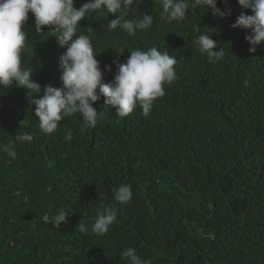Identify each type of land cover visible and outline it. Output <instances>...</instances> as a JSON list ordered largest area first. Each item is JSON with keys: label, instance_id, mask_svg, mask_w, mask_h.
Listing matches in <instances>:
<instances>
[{"label": "trees", "instance_id": "obj_1", "mask_svg": "<svg viewBox=\"0 0 264 264\" xmlns=\"http://www.w3.org/2000/svg\"><path fill=\"white\" fill-rule=\"evenodd\" d=\"M217 7L230 15L200 8L167 23L157 0H140L126 18L149 14L153 25L134 36L109 31L116 15L106 10L80 21L77 35L91 37L103 83L129 49L155 46L176 58L177 79L147 116L137 106L119 118L101 97L95 128L76 114L45 134L27 90L0 88V264H127L128 247L152 264H264V42L251 53L250 30L232 28L250 9L237 0ZM26 32L22 64L40 95L48 85L63 88L66 49L50 28ZM202 32L212 33L213 51L224 49L219 61L194 46ZM22 132L33 139L16 144L13 160L4 147ZM120 184L131 186L127 204L113 199ZM103 206L117 210L105 235L76 229L79 221L90 229ZM60 209L72 215L56 228L49 220Z\"/></svg>", "mask_w": 264, "mask_h": 264}, {"label": "clouds", "instance_id": "obj_2", "mask_svg": "<svg viewBox=\"0 0 264 264\" xmlns=\"http://www.w3.org/2000/svg\"><path fill=\"white\" fill-rule=\"evenodd\" d=\"M161 11V20L171 23L184 20L190 10L209 9L212 14L224 18L230 11H221L217 0H157ZM227 4V0H224ZM140 0H81L76 7L74 0H0V88H9L13 84L27 90L29 104L39 121V130L45 134L54 133L62 120L80 114L86 128H95L98 112L93 105L104 97V103L115 109V115L125 118L139 106L147 116L154 102L165 95L164 85L177 79L175 65L177 60L167 51L157 47L148 50L136 48L130 51L129 57H124L117 65L114 78L103 83L104 72L96 59L89 35H77L80 21L94 12L106 10L115 14L116 18L107 23L109 31L117 29L129 36L139 31L152 28L153 16L143 14L133 20L126 18L133 6ZM241 9H250L251 15L241 11L232 28L248 29L245 36L249 43V52L255 53L257 46L264 42V0H237ZM29 12L32 16L28 17ZM28 23H32L31 26ZM36 32L47 30L54 33L52 37L66 51L60 57L59 67L63 69L60 77L63 88L51 85L45 86L43 94L41 85L33 81L32 70L22 64V53L26 47L27 28ZM194 46L202 56L211 63L219 61L224 56V49L213 51L217 42L202 32L193 40ZM123 52L124 49H116ZM111 72V67L105 65ZM98 90V91H97ZM35 94V95H34ZM39 97V98H37ZM69 131L66 139L71 140ZM30 133H19L4 147V152L13 160L17 157L16 144L31 142ZM116 203L127 204L132 199V189L128 184H120L113 190ZM69 212L60 209L58 214L50 217L49 223L59 228L61 223H67L71 216ZM117 219L114 206H103L97 212L91 227L79 221L77 228L81 233L91 231L95 235H105ZM121 259L127 264H152L151 260L142 258L135 248L128 247L121 251Z\"/></svg>", "mask_w": 264, "mask_h": 264}]
</instances>
